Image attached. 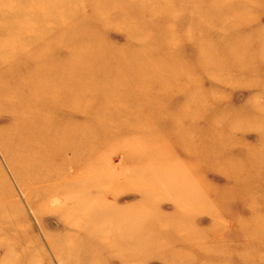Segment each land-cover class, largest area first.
Returning a JSON list of instances; mask_svg holds the SVG:
<instances>
[{"label": "rangeland", "instance_id": "rangeland-1", "mask_svg": "<svg viewBox=\"0 0 264 264\" xmlns=\"http://www.w3.org/2000/svg\"><path fill=\"white\" fill-rule=\"evenodd\" d=\"M0 47V264H264V0H0Z\"/></svg>", "mask_w": 264, "mask_h": 264}, {"label": "bare ground", "instance_id": "bare-ground-1", "mask_svg": "<svg viewBox=\"0 0 264 264\" xmlns=\"http://www.w3.org/2000/svg\"><path fill=\"white\" fill-rule=\"evenodd\" d=\"M11 43V42H10ZM11 44H13V43H11ZM17 45V44H16ZM16 45L14 46V47H12V48H16ZM17 47H22V45L20 44V46H17ZM5 49V48H4ZM3 51V48L2 47H0V52H2ZM13 55L15 54V52H13L12 53ZM12 55V56H13ZM15 56V55H14ZM5 59V58H4ZM4 59H2L1 61H3ZM11 111V110H10ZM10 111H9V113H10ZM34 111H35V109L32 111V116H34ZM12 112V111H11ZM10 119V118H9ZM18 123V122H17ZM32 123V122H31ZM32 124H30V125H28V126H31ZM254 128H255V126H254ZM9 129V128H8ZM11 129V128H10ZM9 129V130H10ZM13 129H19V127L18 126H16V122L13 124ZM49 129V128H48ZM258 129V130H257ZM256 130L257 131H259V128H257ZM50 130V129H49ZM11 133H12V131H11ZM8 134V133H7ZM14 134V140H17V141H19L18 142V144L16 145V147H14V146H12V147H14L15 148V150H17V149H19L20 150V152H21V154H22V156L24 157V158H30L29 156H27L26 154L30 151V147H29V151L27 152V153H25L24 151H23V148H22V143L25 141V139H27V137H26V134H18V133H13ZM12 134V135H13ZM7 136V135H6ZM10 136V135H9ZM7 138V137H6ZM5 139V138H4ZM12 140V139H11ZM13 140V141H14ZM22 140V141H21ZM3 141V140H2ZM8 142V141H7ZM36 144L38 145H41L42 144V141L38 138V139H36ZM1 143V142H0ZM4 142H2V144H3ZM11 143V142H10ZM9 143V144H10ZM5 144V143H4ZM11 146V145H10ZM9 146V147H10ZM9 147H7V148H9ZM7 148H6V151H7ZM11 148V147H10ZM55 148H57V147H54L53 149H55ZM12 149V148H11ZM68 149H69V147L68 146H65L64 148H63V151L66 153L67 151H68ZM224 149V148H223ZM223 149H222V151H223ZM5 150V149H4ZM10 150V149H9ZM37 151V150H36ZM36 151H33L34 152V159H32V160H28V161H26L25 163H24V165H22L23 166V170H24V172H26L28 175H32V176H42V175H44V174H42V175H40L39 174V169H37V167L36 166H39L40 165V162H41V159H38V158H35L36 157ZM221 151V150H220ZM7 154V153H6ZM67 154V153H66ZM69 155L67 154L66 155V157L65 158H58L57 160L60 162V161H63V160H65V161H69ZM11 159V158H10ZM11 162H12V160H11ZM59 165V169L60 170H62L63 169V167H62V165L59 163L58 164ZM21 166V165H20ZM18 167V166H17ZM16 168V167H15ZM44 172H46V171H44ZM67 206V203L65 204V207ZM61 209V208H60ZM88 209L89 208H87V213H89V211H88ZM70 226H71V224H70ZM72 227V226H71ZM73 228V227H72ZM230 228V227H229ZM107 242H109V240H107ZM110 245V244H109ZM109 249H111V248H109ZM130 261H127L126 260V263L128 264V263H133V261H132V259H129ZM130 263V264H131ZM203 264V263H202Z\"/></svg>", "mask_w": 264, "mask_h": 264}]
</instances>
